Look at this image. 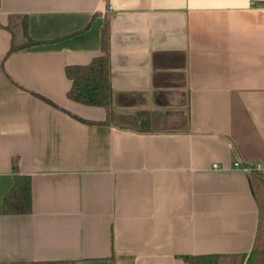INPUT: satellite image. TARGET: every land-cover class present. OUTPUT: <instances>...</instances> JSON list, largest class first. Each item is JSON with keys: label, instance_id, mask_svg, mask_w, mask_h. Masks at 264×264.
Instances as JSON below:
<instances>
[{"label": "crops", "instance_id": "0c3cea01", "mask_svg": "<svg viewBox=\"0 0 264 264\" xmlns=\"http://www.w3.org/2000/svg\"><path fill=\"white\" fill-rule=\"evenodd\" d=\"M24 16L44 42L10 52ZM105 25L110 110L71 100L66 73ZM236 161L264 169V0H0V264L249 254L259 202ZM15 163L29 214L3 211Z\"/></svg>", "mask_w": 264, "mask_h": 264}, {"label": "trees", "instance_id": "16d2710c", "mask_svg": "<svg viewBox=\"0 0 264 264\" xmlns=\"http://www.w3.org/2000/svg\"><path fill=\"white\" fill-rule=\"evenodd\" d=\"M21 28L26 41L23 44L13 42L10 52L44 42L30 37L27 16H24ZM108 30V25H105L102 35L104 53L95 57L88 65L68 66L66 73L72 80V86L68 92L71 100L90 106H102L110 110L112 84ZM249 175L259 202L258 229L250 253L192 255L187 257L189 264H264V172L253 170L249 172ZM14 179L13 187L4 197L3 211L5 214H29L33 209L31 177L21 174L15 163Z\"/></svg>", "mask_w": 264, "mask_h": 264}, {"label": "built area", "instance_id": "2783aa9c", "mask_svg": "<svg viewBox=\"0 0 264 264\" xmlns=\"http://www.w3.org/2000/svg\"><path fill=\"white\" fill-rule=\"evenodd\" d=\"M213 168L214 169H220V165L218 163H215L213 165ZM234 168L235 169H240V170H243L247 173L253 171V170H258V171H262L264 172V169L260 166V165H254V164H245V163H242L241 161H236L234 163Z\"/></svg>", "mask_w": 264, "mask_h": 264}, {"label": "rangeland", "instance_id": "374dc122", "mask_svg": "<svg viewBox=\"0 0 264 264\" xmlns=\"http://www.w3.org/2000/svg\"><path fill=\"white\" fill-rule=\"evenodd\" d=\"M19 31V30H18ZM17 32V31H16ZM22 34H21V31L18 33L17 32V36H18V41L20 42L21 41V39H23V37L21 36ZM21 37V38H20ZM23 43H25V41L24 42H22V44Z\"/></svg>", "mask_w": 264, "mask_h": 264}]
</instances>
